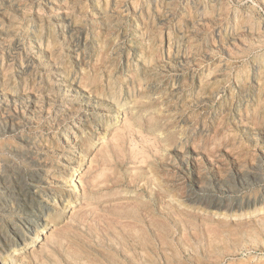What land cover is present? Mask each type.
<instances>
[{"label":"rangeland","instance_id":"1","mask_svg":"<svg viewBox=\"0 0 264 264\" xmlns=\"http://www.w3.org/2000/svg\"><path fill=\"white\" fill-rule=\"evenodd\" d=\"M170 1L0 0V264H264V0Z\"/></svg>","mask_w":264,"mask_h":264},{"label":"bare ground","instance_id":"2","mask_svg":"<svg viewBox=\"0 0 264 264\" xmlns=\"http://www.w3.org/2000/svg\"><path fill=\"white\" fill-rule=\"evenodd\" d=\"M116 1V0H115ZM172 1V0H171ZM170 1V2H171ZM193 1V0H192ZM200 1V0H199ZM217 1V0H216ZM224 1V0H223ZM256 1V0H255ZM204 2H206V1H204ZM234 2V1H233ZM258 2V1H257ZM225 3V2H224ZM264 3V2H263ZM221 4H223V3H221ZM226 5V4H225ZM262 5V4H261ZM264 5V4H263ZM262 5V6H263ZM219 6V5H218ZM222 6V5H221ZM204 7H206V6H204ZM215 7H217V6H215ZM201 8V7H200ZM222 8V7H221ZM225 8V7H224ZM227 8V7H226ZM253 8V7H252ZM263 8V7H262ZM198 9V8H197ZM228 9V8H227ZM239 9V8H238ZM243 9V8H242ZM245 9V8H244ZM214 10V9H213ZM240 10V9H239ZM251 10H253V9H251ZM200 11V10H199ZM202 11V10H201ZM205 11V10H204ZM234 11H235V9H234ZM225 12H226V9H225ZM229 12V11H228ZM196 13V12H195ZM215 13V12H214ZM232 13V12H231ZM240 13V12H239ZM247 13V12H246ZM245 13V14H246ZM250 13V12H249ZM253 13V12H252ZM252 13H250L251 15H252ZM207 14V13H206ZM216 14V13H215ZM225 14H227V13H225ZM238 14V13H237ZM212 15V14H211ZM221 15V14H220ZM230 15V14H229ZM244 15V14H243ZM247 15V14H246ZM119 16V15H118ZM210 16V15H209ZM242 16V15H241ZM247 16H249V14L247 15ZM253 16V15H252ZM204 18H205V16H203ZM246 17V16H245ZM250 17V16H249ZM255 17H256V15H255ZM211 18V17H210ZM216 18V17H215ZM251 18V17H250ZM71 19V18H70ZM249 19V18H248ZM252 19V18H251ZM69 20V19H68ZM201 20V19H200ZM217 20H219V19H217ZM224 20V19H223ZM223 20H222V22H223ZM253 20H254V18H253ZM255 20H257L256 18H255ZM229 21V20H228ZM231 21V20H230ZM249 21V20H248ZM198 22V21H197ZM212 22V21H211ZM226 22V21H225ZM247 22V21H246ZM253 22V21H252ZM252 22H249V23H252ZM263 22V21H262ZM39 23V22H38ZM62 23V22H61ZM204 23V22H203ZM208 23H209V21H208ZM218 23V22H217ZM248 23V24H249ZM254 23V22H253ZM238 24V23H237ZM244 24H247V23H244ZM247 24V25H248ZM66 25V24H65ZM195 25V24H194ZM230 25V24H229ZM246 25V26H247ZM253 25V24H252ZM58 26H59V23H58ZM206 26V25H205ZM235 26V25H234ZM230 27H232V26H230ZM236 27V26H235ZM252 27V26H251ZM254 27V26H253ZM24 28H25V26H24ZM32 28V27H31ZM228 28V27H227ZM233 28V27H232ZM260 28V27H259ZM207 29V28H206ZM211 29V28H210ZM219 29V28H218ZM250 29V28H249ZM33 30V29H32ZM58 30V29H57ZM215 30H217V29H215ZM228 30V29H227ZM251 30L253 31V29L251 28ZM250 30V31H251ZM259 30V29H258ZM196 31V30H195ZM230 31H232V30H230ZM244 31V30H243ZM249 31V32H250ZM255 31H257V29L255 30ZM34 32V31H33ZM65 32V31H64ZM107 32V31H106ZM219 33V32H218ZM263 33H264V31H263ZM230 34H231V32H230ZM241 33H239V35H240ZM258 34H259V32H258ZM206 35V34H205ZM221 35V34H220ZM233 35H234V33H233ZM262 35V34H261ZM242 36V35H241ZM220 37V36H219ZM238 37V36H237ZM247 37V36H246ZM264 37V36H263ZM81 38V37H80ZM209 38V37H208ZM255 38V37H254ZM254 38H252V40L254 39ZM264 39V38H263ZM188 40H190V39H188ZM42 41V40H41ZM80 41V40H79ZM218 41H219V39H218ZM259 41V40H258ZM28 42V41H27ZM237 42V41H236ZM235 42V43H236ZM222 43V42H221ZM241 43V42H240ZM245 43V42H244ZM251 43H252V41H251ZM250 44V43H249ZM253 44V43H252ZM259 44V43H258ZM187 45V44H186ZM242 45H243V43H242ZM246 45H247V43H246ZM260 45V44H259ZM262 45V44H261ZM233 46V45H232ZM243 46H245V45H243ZM77 47V46H76ZM89 48V47H88ZM188 48V47H187ZM228 48H229V46H228ZM231 48H233V47H231ZM235 48V47H234ZM246 48V47H245ZM225 49H227L226 48V45H225ZM58 50V49H57ZM187 50V49H186ZM229 50H230V48H229ZM233 50V49H232ZM244 50V49H243ZM250 50V49H249ZM181 51V50H180ZM191 51V50H190ZM211 51V50H210ZM251 51V50H250ZM249 51V52H250ZM228 52V51H227ZM231 53H232V51H230ZM212 53V52H211ZM226 53V52H225ZM238 53V52H237ZM89 54H90V52H89ZM182 54V53H181ZM213 54H215V53H213ZM229 54V53H228ZM248 54V53H247ZM61 55V54H60ZM241 55V54H240ZM262 55V54H261ZM211 56V55H210ZM209 56V57H210ZM233 56V55H232ZM187 57H188V54H187ZM186 57V58H187ZM245 57V56H244ZM243 57V58H244ZM62 58V57H61ZM242 58V57H241ZM237 60V59H236ZM60 61V60H59ZM240 61V60H239ZM262 61H264V60H262ZM226 62V61H225ZM239 63V62H238ZM244 63V62H243ZM255 63H257V62H255ZM61 64V63H60ZM223 64V63H222ZM228 64H229V62H228ZM237 64V63H236ZM35 65V64H34ZM234 65V64H233ZM256 65V64H255ZM222 67H223V65H221ZM226 66V65H225ZM232 66V65H231ZM238 66V65H237ZM257 66V65H256ZM230 67V66H229ZM235 67V66H234ZM219 68V67H218ZM231 69V68H230ZM228 70V69H227ZM252 70V69H251ZM229 71V70H228ZM237 72H239L238 70H236ZM226 72V71H225ZM225 72H223V73H225ZM215 73V72H214ZM233 73V72H232ZM41 74V73H40ZM73 74V73H72ZM216 74H217V72H216ZM239 74V73H238ZM30 75V74H29ZM64 75V74H63ZM70 76V75H69ZM227 76V75H226ZM225 76V77H226ZM234 76V75H233ZM10 77V76H9ZM29 78V77H28ZM60 78V77H59ZM257 78V77H256ZM219 79V78H218ZM222 80V79H221ZM252 80V79H251ZM200 81V80H199ZM249 82V81H248ZM253 82V81H252ZM228 83V82H227ZM61 84V83H60ZM248 84V83H247ZM204 86V85H203ZM238 86V85H237ZM224 87V86H223ZM189 88V87H188ZM226 89V88H225ZM232 89V88H231ZM230 89V90H231ZM237 90V89H236ZM224 91H226V90H224ZM189 92V91H188ZM196 92V91H195ZM235 92V91H234ZM187 93V92H186ZM206 95V94H205ZM220 95V94H219ZM199 97V96H198ZM197 97V98H198ZM216 97H218V96H216ZM215 97V98H216ZM237 97V96H236ZM201 98H202V96H201ZM199 100V99H198ZM221 100V99H220ZM242 102V101H241ZM3 105V104H2ZM1 105V106H2ZM207 105V104H206ZM222 106V105H221ZM102 109V108H101ZM221 110V109H220ZM105 114V113H104ZM229 114V113H228ZM111 115V114H110ZM78 116V115H77ZM99 116V115H98ZM97 118V117H96ZM228 119V118H227ZM215 121V120H214ZM193 122V121H192ZM211 123V122H210ZM74 135V134H73ZM73 140V139H72ZM32 142V141H31ZM76 156V155H75ZM36 171V170H35ZM1 187V186H0ZM23 192H21V194H22ZM20 194V195H21ZM26 196V195H25ZM17 197V196H16ZM213 201H215V200H213ZM69 203V202H68ZM260 212V211H259ZM43 235V234H42Z\"/></svg>","mask_w":264,"mask_h":264}]
</instances>
